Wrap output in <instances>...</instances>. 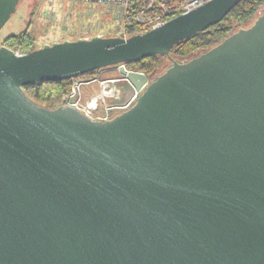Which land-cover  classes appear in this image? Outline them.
I'll return each mask as SVG.
<instances>
[{"label": "water", "instance_id": "95a60500", "mask_svg": "<svg viewBox=\"0 0 264 264\" xmlns=\"http://www.w3.org/2000/svg\"><path fill=\"white\" fill-rule=\"evenodd\" d=\"M21 1L0 0V29ZM240 1L126 39L0 46V264H264V6L108 120L22 90L169 57Z\"/></svg>", "mask_w": 264, "mask_h": 264}, {"label": "rangeland", "instance_id": "374dc122", "mask_svg": "<svg viewBox=\"0 0 264 264\" xmlns=\"http://www.w3.org/2000/svg\"><path fill=\"white\" fill-rule=\"evenodd\" d=\"M114 14L115 10H111L108 13L103 7H94L80 3L73 4L66 0H22L18 4L15 13L11 15L10 19L0 29V46H3L4 39L7 36L16 35L23 31H27L30 35L34 48H39L44 44L73 40L76 37L97 33L99 30L105 32V36H109L111 35L110 27L112 26L111 20L114 18ZM167 64L168 61L165 60L154 73L151 75L143 73L144 75L142 76L137 71L126 67V65H123L121 68L118 66H110L111 71L109 73L104 74L102 68L95 75L87 76L84 80L92 77L110 79L124 76L133 83L138 91H141L153 75L160 73ZM78 81L80 79L73 83L74 86ZM94 83L96 82L88 83L80 87L78 93L80 94L79 108L82 107L86 100L94 99L101 93L102 86L96 83L100 89H97L98 91L93 92L87 98L83 96L82 87ZM74 95H76V92L73 89L68 100ZM99 104H103L102 98Z\"/></svg>", "mask_w": 264, "mask_h": 264}, {"label": "built area", "instance_id": "2783aa9c", "mask_svg": "<svg viewBox=\"0 0 264 264\" xmlns=\"http://www.w3.org/2000/svg\"><path fill=\"white\" fill-rule=\"evenodd\" d=\"M73 4H87L94 7H103L110 13L115 10L110 27L111 35H117L120 38H128L130 35L142 34L156 29L169 20L179 15L188 13L211 0H66ZM105 32L99 30L93 35H83L78 39H90L91 36L103 37ZM16 55L21 56L25 53L14 51ZM124 64L117 65L122 67ZM144 75L141 72H138ZM139 74V75H140ZM80 78V81L73 86L76 95L68 100L64 105H72L83 112L92 120L105 121L114 115L128 109L137 98L141 91H138L133 83L126 77H117L110 79H100L99 77ZM151 80V79H150ZM149 80V81H150ZM148 81V82H149ZM96 82L102 86L101 93L94 99H88L81 108L79 89L82 85ZM147 82V83H148ZM77 96V97H76ZM103 104L100 105V99Z\"/></svg>", "mask_w": 264, "mask_h": 264}, {"label": "trees", "instance_id": "16d2710c", "mask_svg": "<svg viewBox=\"0 0 264 264\" xmlns=\"http://www.w3.org/2000/svg\"><path fill=\"white\" fill-rule=\"evenodd\" d=\"M263 6L264 0H241L219 23L212 24L203 31L175 45L171 49L169 57L153 55L138 61L125 63V65L131 70L151 75L161 66L163 61L167 60L168 64L160 71L161 73L172 64V61H188L192 57L217 45L241 27L249 26L259 15ZM93 34L91 33L90 35ZM78 38L76 37L73 40ZM3 46L21 53H28L36 49L32 46V39L27 31L7 36L4 39ZM98 70L100 69L89 71L76 78L61 81H42L25 85L22 87V90L36 105L46 109H54L67 103L68 97L73 91V83L75 81L83 77L93 76ZM157 74L159 73L154 74L152 78L154 79Z\"/></svg>", "mask_w": 264, "mask_h": 264}, {"label": "crops", "instance_id": "0c3cea01", "mask_svg": "<svg viewBox=\"0 0 264 264\" xmlns=\"http://www.w3.org/2000/svg\"><path fill=\"white\" fill-rule=\"evenodd\" d=\"M113 67H115V66H113ZM110 71H111V68H109V67H106V68H103V69H102V72H104V74H107V73H109ZM100 74H101V73H100ZM102 74H103V73H102ZM97 89L99 90L100 88H99V85L96 84V83L91 84V85L83 86V87H82L83 96L87 98V97L91 96V94H92L93 92L98 91Z\"/></svg>", "mask_w": 264, "mask_h": 264}]
</instances>
